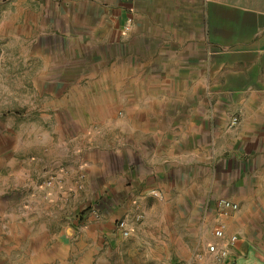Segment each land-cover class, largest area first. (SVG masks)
Returning <instances> with one entry per match:
<instances>
[{
    "label": "crops",
    "instance_id": "crops-1",
    "mask_svg": "<svg viewBox=\"0 0 264 264\" xmlns=\"http://www.w3.org/2000/svg\"><path fill=\"white\" fill-rule=\"evenodd\" d=\"M116 8L114 44L126 53L112 63L116 80L60 101L50 165L63 180L50 189L51 219L76 171L110 205L88 231L97 240H114L111 221L129 212L136 193H209L213 203L259 205L263 222L247 229L225 218L237 240L227 259L205 263L264 264V0H118ZM127 13L131 29L121 38ZM118 108L125 115L116 131L88 125L91 110ZM64 231L50 232L60 248Z\"/></svg>",
    "mask_w": 264,
    "mask_h": 264
},
{
    "label": "rangeland",
    "instance_id": "rangeland-1",
    "mask_svg": "<svg viewBox=\"0 0 264 264\" xmlns=\"http://www.w3.org/2000/svg\"><path fill=\"white\" fill-rule=\"evenodd\" d=\"M117 1L0 0V264H195L206 256L215 217L209 193L171 190L165 200L152 190L136 193L129 212L111 221L114 240H97L88 231L110 205L102 206L94 187H85L84 172L76 171L68 200L56 220L50 217V189L63 180L50 165V143L61 131L60 101L76 99L84 86H110L112 63L126 57L114 44ZM125 17L131 22L121 38L132 24L131 13ZM124 110L101 116L91 110L88 125L116 131ZM261 216L259 205L248 204L226 218L250 229ZM121 218L130 224L126 237L115 229ZM53 226L69 234L63 248L50 236Z\"/></svg>",
    "mask_w": 264,
    "mask_h": 264
},
{
    "label": "built area",
    "instance_id": "built-area-1",
    "mask_svg": "<svg viewBox=\"0 0 264 264\" xmlns=\"http://www.w3.org/2000/svg\"><path fill=\"white\" fill-rule=\"evenodd\" d=\"M130 22L131 21L129 17H124L120 25V30L122 32L127 31L130 27ZM236 121L237 118L235 116H232L230 118L231 124H234ZM51 183L52 180L50 179V182L48 181L47 184ZM213 208L215 213V217L211 226V234L213 236V240L207 242L204 245V254L212 260L219 262L224 261L228 258L229 249L237 240V236L235 234L225 233L226 226L224 219L228 217L231 213L235 212L238 208V205L226 198H217L214 201ZM115 229L118 234L122 237H126L129 234V228L124 218L118 219L116 221ZM195 264L206 263L203 258H199L197 261H195Z\"/></svg>",
    "mask_w": 264,
    "mask_h": 264
}]
</instances>
